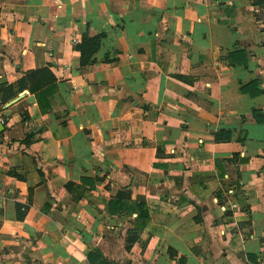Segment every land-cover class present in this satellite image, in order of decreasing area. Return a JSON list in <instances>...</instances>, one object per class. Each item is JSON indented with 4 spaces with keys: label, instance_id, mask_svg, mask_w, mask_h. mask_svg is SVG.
Instances as JSON below:
<instances>
[{
    "label": "crops",
    "instance_id": "1",
    "mask_svg": "<svg viewBox=\"0 0 264 264\" xmlns=\"http://www.w3.org/2000/svg\"><path fill=\"white\" fill-rule=\"evenodd\" d=\"M0 116V264H264V0H0Z\"/></svg>",
    "mask_w": 264,
    "mask_h": 264
},
{
    "label": "trees",
    "instance_id": "2",
    "mask_svg": "<svg viewBox=\"0 0 264 264\" xmlns=\"http://www.w3.org/2000/svg\"><path fill=\"white\" fill-rule=\"evenodd\" d=\"M98 44H99V38L84 39L82 44L76 47L81 53V64L82 65H86V64L90 63V61L86 59V58H88V56H86L85 47L87 45H89V46H92L93 49H94L95 47H97ZM40 75H43V78H47L48 82H52V79L49 77L47 70H39V71H36V72H33V73H29V74H27L25 80H30L31 78L36 77V76H40ZM45 83H46V81H42L38 85V87L44 86ZM31 91L34 93L35 89L31 88ZM53 91H54V86L46 88L45 90L41 91L36 96L37 104H38L39 109L41 110L42 113H44L45 110H47L49 108L48 98L51 96ZM113 205H114L113 203L109 204V208H108L109 213H113L114 212L113 211ZM139 217L142 220H144V219L146 220L147 219V215H146L145 212H140Z\"/></svg>",
    "mask_w": 264,
    "mask_h": 264
},
{
    "label": "water",
    "instance_id": "3",
    "mask_svg": "<svg viewBox=\"0 0 264 264\" xmlns=\"http://www.w3.org/2000/svg\"><path fill=\"white\" fill-rule=\"evenodd\" d=\"M23 96V94H20L16 99L12 100L11 102H9L6 107L16 103L21 97Z\"/></svg>",
    "mask_w": 264,
    "mask_h": 264
},
{
    "label": "built area",
    "instance_id": "4",
    "mask_svg": "<svg viewBox=\"0 0 264 264\" xmlns=\"http://www.w3.org/2000/svg\"><path fill=\"white\" fill-rule=\"evenodd\" d=\"M4 123V119L0 116V124Z\"/></svg>",
    "mask_w": 264,
    "mask_h": 264
}]
</instances>
